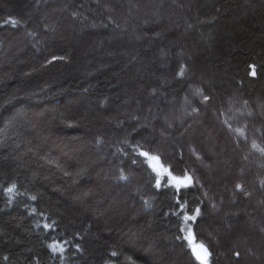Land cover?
I'll list each match as a JSON object with an SVG mask.
<instances>
[{"label": "trees", "instance_id": "16d2710c", "mask_svg": "<svg viewBox=\"0 0 264 264\" xmlns=\"http://www.w3.org/2000/svg\"><path fill=\"white\" fill-rule=\"evenodd\" d=\"M186 226L264 264V0H0V264H199Z\"/></svg>", "mask_w": 264, "mask_h": 264}, {"label": "rangeland", "instance_id": "374dc122", "mask_svg": "<svg viewBox=\"0 0 264 264\" xmlns=\"http://www.w3.org/2000/svg\"><path fill=\"white\" fill-rule=\"evenodd\" d=\"M148 163L151 166V168L153 169V171L156 173L160 183H161V181L165 180L167 185L172 186L176 190L187 188V186L189 187L190 185H192V183H189L187 180H185L184 174L180 175V173H178L177 170L175 171V173L174 172L170 173V171L162 165V163L160 162L158 157L152 156V155L148 156ZM190 178H191V182H192L193 179H192V177H190ZM178 182H179V187H177ZM187 221H190V220H187ZM190 228L189 227L187 228V226H186V233L187 234H186L185 238H186L189 246L191 247L194 244H196V241L193 237V234H192V231ZM189 231H191V235H189Z\"/></svg>", "mask_w": 264, "mask_h": 264}, {"label": "snow or ice", "instance_id": "6c2138e0", "mask_svg": "<svg viewBox=\"0 0 264 264\" xmlns=\"http://www.w3.org/2000/svg\"><path fill=\"white\" fill-rule=\"evenodd\" d=\"M5 23H9V21H6ZM10 23L13 24V26L16 25V21H10ZM181 75H183V71H181ZM252 75H255V71L252 72ZM209 97L208 96H205L204 97V100L205 101H208ZM141 155H145L147 156V153H141ZM185 180H187L189 183H191V178L190 177H185ZM157 187H160L161 186V183L159 180H157ZM177 187H179V182L177 184ZM239 187V185L237 186ZM9 191H11V189H9ZM33 199H35V197H33ZM199 209H196V213L197 215H199ZM185 220H195L196 219V216H185L184 217ZM45 227H49V225H45ZM189 235H191V231H189ZM198 249L196 247L193 248V254L196 258V260H198L200 262V264H208V257L211 255V253H209L208 249L205 248L202 244L198 246ZM115 254V253H114Z\"/></svg>", "mask_w": 264, "mask_h": 264}, {"label": "water", "instance_id": "95a60500", "mask_svg": "<svg viewBox=\"0 0 264 264\" xmlns=\"http://www.w3.org/2000/svg\"><path fill=\"white\" fill-rule=\"evenodd\" d=\"M199 245H201V244H196V245H193V246L191 247V250H190V251H191V255H192V257L194 258V260H195L197 263H199V264H200V262H199L198 260H196V258H195V256H194V254H193V248H194V247H196V248H197V250H199V249H198V246H199ZM202 245H203V244H202ZM203 246H204L205 248H207V249H208V247H206L205 245H203ZM208 251H209V253H211L209 249H208ZM210 258H211V255L208 257V261L210 260Z\"/></svg>", "mask_w": 264, "mask_h": 264}, {"label": "bare ground", "instance_id": "6f19581e", "mask_svg": "<svg viewBox=\"0 0 264 264\" xmlns=\"http://www.w3.org/2000/svg\"><path fill=\"white\" fill-rule=\"evenodd\" d=\"M161 160V159H160ZM171 171V170H170ZM188 187V186H187ZM193 232V231H192ZM194 243V242H193ZM196 244H202V243H196ZM196 244H194V245H196ZM204 245V244H203ZM206 246V245H205ZM192 247V246H191ZM207 247V246H206ZM209 249V248H208ZM210 250V249H209ZM211 259V258H210ZM210 261V260H209ZM208 261V262H209Z\"/></svg>", "mask_w": 264, "mask_h": 264}]
</instances>
